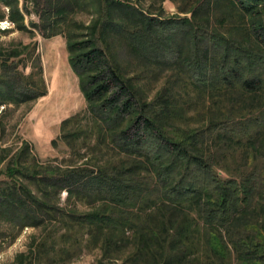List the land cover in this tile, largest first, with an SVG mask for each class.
Returning a JSON list of instances; mask_svg holds the SVG:
<instances>
[{
	"label": "trees",
	"instance_id": "16d2710c",
	"mask_svg": "<svg viewBox=\"0 0 264 264\" xmlns=\"http://www.w3.org/2000/svg\"><path fill=\"white\" fill-rule=\"evenodd\" d=\"M220 1L239 15L225 31L200 17L224 12L218 0H197L190 18L168 19L126 0H21V6L0 0V21L30 35L64 37L85 100V109L63 119L52 140L85 162L40 163L26 141L7 161L0 221L41 229L21 258L53 260L68 251L60 242L79 237L108 256L131 250L130 263L166 264L198 244L215 253L231 244L238 255L264 257V0ZM31 12L38 21L26 23ZM91 12L93 23L76 19ZM111 40L141 64L169 71L185 91L206 96L207 118L183 125L191 101L177 100L168 84L146 101L112 60ZM35 46L0 48V105L46 95ZM26 57L34 61L28 74ZM243 99L250 101L238 109ZM224 101L226 109L213 113L210 103L219 109ZM248 108L257 115L238 114ZM96 151L110 154L100 164L87 157Z\"/></svg>",
	"mask_w": 264,
	"mask_h": 264
},
{
	"label": "rangeland",
	"instance_id": "374dc122",
	"mask_svg": "<svg viewBox=\"0 0 264 264\" xmlns=\"http://www.w3.org/2000/svg\"><path fill=\"white\" fill-rule=\"evenodd\" d=\"M19 1V6H21V0ZM126 1L138 4L145 12L148 11L150 15L158 16L160 19L190 18L192 13L189 11L195 9L199 3L197 0ZM218 4L222 5L224 12L219 11L216 14L204 13V16L200 17L208 22L207 25L216 27L219 31H225L228 29L226 26H229V19L232 20L233 17L239 15L235 14L234 10H229L225 2L218 0ZM1 9L5 12L7 11V8L2 5ZM76 19L90 24L96 21L97 14L96 12H91L90 15L78 13L76 14ZM30 20L37 22L38 17L31 12L25 15V22L27 23ZM234 35L236 37L240 36H237L238 34ZM31 42H36L33 56H39L40 58L47 93L35 100L19 105H0V180L6 178L4 170L7 161L19 149L22 141H26L29 144V153L34 155L40 163L50 159L49 161H52V163L67 161L75 162L78 165L85 162L86 159H80L75 156L72 150L62 142L58 141L56 146L52 144V140L59 135L61 121L85 109V100L79 91L77 76L71 70L67 61L64 37L55 35L50 38H44L38 32L30 35L14 29V24L6 18L0 21V48L10 49L19 47L20 44ZM108 48L112 60L124 77L138 87L140 94L146 101L152 100L168 84L171 87L170 93L176 95L177 100L182 103L191 101L185 106V114L182 120L186 121H182L183 125L191 123V125L198 126L199 123L195 121L201 117L207 118L205 116L208 115V112L204 107L206 96L195 90L191 92L190 90L188 92L185 91L180 85V80L177 79L179 81L175 83L167 70H160L153 66L141 64L135 53L120 40H111ZM33 64V58H25L24 65L26 67H22L25 74H28L33 69ZM249 101L250 99H243V102L236 107L242 109V107L246 106L242 104ZM226 105L224 101L220 108L216 109L217 106H213L210 103L213 113L226 109ZM240 113L250 117L257 115L256 112L252 113L249 108L238 112V114ZM76 148L81 149L79 154L85 151L82 144H78ZM89 152L91 153V151ZM109 154L110 152L96 151L87 157L91 158L93 162L101 164ZM238 163L240 164L241 162ZM231 165L229 169L232 171L235 164L232 162ZM220 174L224 175L221 170ZM65 198L66 192H62L60 194L61 202ZM79 209L83 211L88 209V207L79 205ZM40 235V228L24 227L20 229L13 224L0 221V264H163V262L156 263L154 259L151 261V258L141 263H130L125 257L131 250L126 251L124 254L119 253L114 256H108L100 248L86 247L80 237L72 244L60 242L57 246L66 248L68 251L56 255L53 260L47 259L46 261H39V263H31L27 261L26 257L21 258L22 254L26 255L31 247L38 242ZM198 245V248L191 250L192 252H186L183 259L176 260L172 258L166 264H264V257L256 260L250 259L246 255H238L231 244H228L223 249L221 248L220 253H215L204 244Z\"/></svg>",
	"mask_w": 264,
	"mask_h": 264
}]
</instances>
